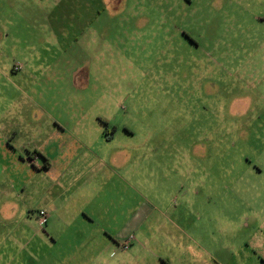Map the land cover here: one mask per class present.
<instances>
[{
	"label": "rangeland",
	"instance_id": "rangeland-1",
	"mask_svg": "<svg viewBox=\"0 0 264 264\" xmlns=\"http://www.w3.org/2000/svg\"><path fill=\"white\" fill-rule=\"evenodd\" d=\"M1 134L0 264L48 255L36 217L61 187L33 167L68 138L126 145L135 206L162 192L216 264H257L239 250L264 237V0H0Z\"/></svg>",
	"mask_w": 264,
	"mask_h": 264
},
{
	"label": "crops",
	"instance_id": "crops-1",
	"mask_svg": "<svg viewBox=\"0 0 264 264\" xmlns=\"http://www.w3.org/2000/svg\"><path fill=\"white\" fill-rule=\"evenodd\" d=\"M51 125L55 132L65 131L64 128H57L55 123ZM96 130L100 141L106 144L113 141L118 131L110 133L107 130L105 133L102 129ZM121 134V139H125L124 134L132 136L127 129ZM58 146L59 154L48 156L45 166L33 167L36 172L50 176L53 188L56 185L61 187L56 199H63L55 206L56 200L50 195L39 209L36 230H41L40 227L46 229L42 235L43 244L45 247L48 245L49 250L46 249V257L38 258V255V261L33 260V264H216L214 240H210L209 232L199 242L196 227L178 222V205L165 204L164 201L168 200L162 192L154 191L149 197H141L140 203L135 206L136 196H129L128 193L133 190L129 179L137 173L133 175L135 166L130 161L126 145L117 148V153L122 154L121 161L115 155L101 154L102 150L94 153L86 138H68ZM9 148L14 150L9 145L8 135L1 134L0 155L5 161ZM79 152H88L93 156L82 160ZM34 153L45 157L40 151ZM9 161L11 164L21 162L14 156ZM147 164L144 162L145 167H142L149 172L145 179H150L152 164ZM121 191L123 211L120 207ZM77 199L80 200L79 207L71 204ZM40 211H44L43 217ZM262 226L251 225L249 229L245 223L246 236L250 235L249 232H258ZM60 235L63 238L61 242ZM130 236L132 240L128 248L122 250L121 245ZM229 245V252H232L230 242ZM242 249L239 251L245 258L252 254L257 264H264L263 235L260 234L254 241L244 240Z\"/></svg>",
	"mask_w": 264,
	"mask_h": 264
},
{
	"label": "built area",
	"instance_id": "built-area-1",
	"mask_svg": "<svg viewBox=\"0 0 264 264\" xmlns=\"http://www.w3.org/2000/svg\"><path fill=\"white\" fill-rule=\"evenodd\" d=\"M44 215H45L44 211H40V216L43 217ZM131 240H132V236H130L126 241L123 242V244L121 245V249L126 250Z\"/></svg>",
	"mask_w": 264,
	"mask_h": 264
},
{
	"label": "trees",
	"instance_id": "trees-1",
	"mask_svg": "<svg viewBox=\"0 0 264 264\" xmlns=\"http://www.w3.org/2000/svg\"><path fill=\"white\" fill-rule=\"evenodd\" d=\"M35 154H38V153H35ZM44 160H45V162H47V159H44ZM46 164H47V163H46ZM46 164H45V165H46ZM45 165H44V166H45Z\"/></svg>",
	"mask_w": 264,
	"mask_h": 264
}]
</instances>
